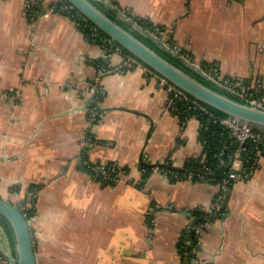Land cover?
<instances>
[{"label":"crops","instance_id":"1","mask_svg":"<svg viewBox=\"0 0 264 264\" xmlns=\"http://www.w3.org/2000/svg\"><path fill=\"white\" fill-rule=\"evenodd\" d=\"M111 1L264 100V0ZM34 2L0 0V196L30 204L34 186L37 263L264 264V158L226 190L208 175L223 159L205 174L187 168L206 156L198 117L177 113L169 86L143 64L102 74L100 60L124 62L121 49ZM87 160L120 165L121 180L96 179ZM156 162L185 170L146 165ZM225 193L227 213L208 220ZM5 250L0 264H10Z\"/></svg>","mask_w":264,"mask_h":264},{"label":"water","instance_id":"2","mask_svg":"<svg viewBox=\"0 0 264 264\" xmlns=\"http://www.w3.org/2000/svg\"><path fill=\"white\" fill-rule=\"evenodd\" d=\"M82 14L92 20L97 26L109 34L115 44L121 45L131 51L144 64L150 66L161 76L173 83L176 87L190 94L233 117L240 122L250 125L264 126V108L242 101L223 93L205 82L200 80L194 74H191L184 68L170 61L156 49L148 45L131 30L123 26L118 19L112 17L102 7L95 3V0H68ZM107 8L114 9L108 0H99ZM119 18L130 23L141 35L151 38L154 43L162 50L180 60L184 66L191 69L198 76L219 86V84L197 63L191 61L181 54L178 50L173 49V45H168L169 39H163L143 26L132 20L126 19V16L118 13ZM251 127V126H250ZM240 140H236L234 149L230 156V163L234 161L236 150L239 148ZM149 167L164 166L163 162L146 164ZM177 170L184 171L185 168L175 167ZM205 174V171H202ZM212 177L221 175L208 174ZM0 215L5 217L13 229L15 240L12 246L10 237L5 226L0 223V249L5 247V253L8 256L10 264H38L34 243V235L30 217L26 215L22 208L15 202L0 196ZM204 216V215H203ZM202 216V217H203Z\"/></svg>","mask_w":264,"mask_h":264},{"label":"trees","instance_id":"3","mask_svg":"<svg viewBox=\"0 0 264 264\" xmlns=\"http://www.w3.org/2000/svg\"><path fill=\"white\" fill-rule=\"evenodd\" d=\"M64 1H68V0H61L57 3L61 4ZM95 3L98 4L100 7H102L112 17L118 19V21L123 26H125L127 29L131 30L134 34H136L143 41H145L148 45H150L151 47L156 49L160 54H162L164 57H166L170 61H172L175 64H177L178 66L184 68L185 70H187L191 74H194L200 80L205 82L207 85H210L213 88H215V89H217L223 93H226L232 97H236L242 101H245L243 98H240V97L234 95L232 92H230L224 88H221L220 86H217V85L209 82L208 80H205L202 77L198 76L191 69L184 66L180 60L176 59L175 57L170 55L168 52L159 48L151 38H148V37L141 35L136 29L133 28V26L130 23L119 18L118 13L115 9L107 8L99 0H95ZM114 3L117 4L118 6H121L117 2H114ZM36 9H38L40 11L39 7H36ZM68 15H70L78 23L79 27L84 31L86 37L90 41L96 42L98 44H103V45L109 44V42L107 44V41L112 39L111 36L109 34H107L104 30H102L99 26H97L92 20H90L84 14H82L75 6H74V10ZM136 22L151 32L156 30V28H159V30H161V31L165 30V29H163V26H161L159 24H155L150 18H147V17H141V16L136 17ZM121 51L124 54L125 58L127 56H133V57L137 58L131 51L124 48L123 46H121ZM138 61L141 64H143L145 67H147L150 72L158 73L154 69H152L150 66L144 64L141 60L138 59ZM99 64H100L101 68H107V67L113 66L107 60H100ZM186 95L188 96V98L185 100H180L179 98H174L172 105H173L175 111H177V113H180L185 118H188L190 116L198 117V119L202 123L201 135H202V140L205 142V148H206L205 159L204 158L203 159L202 158L192 159L190 162L186 163V167L191 168V169L193 168L196 170L198 169V170L204 171L206 169V167L215 168L217 162L220 163V161L223 159V161H225L227 163V165H225L224 167L221 168V170H220L221 176L215 178L216 181L221 182L226 177L227 172L229 170V166H230L229 162H230V155H231L229 153V151L230 152L232 151L231 148H232V143L234 141V138L231 136L230 131L225 126L211 120L209 118V113H213L214 115L221 116V117H226L228 115L225 112H223V111H221V110H219V109H217V108H215V107H213V106H211V105H209V104H207L201 100H198L197 98H195L194 96H192L190 94L186 93ZM194 100H196L197 103H194L193 102ZM200 105L204 106L207 109L208 113H206L205 110H202ZM250 126L254 131L264 134V126H258V125H253V124ZM258 149L262 150L261 153L259 151V154H258ZM258 155H259V157L264 156V146L261 147V146L256 145L253 142H247L245 149L243 150L242 155H241V157L243 159H246L248 161L245 163L246 171L249 170V168H248L249 166H251L253 163H255V161H257ZM170 164L171 163H169V164L167 163V166L164 167L163 169H165L167 171H172L173 169L168 166ZM109 165H114V164L111 163ZM84 166H85V169H87L88 171L91 170L90 164H85ZM148 169H151V168H148ZM172 172H174V170ZM117 173H119L118 169H117V172H114L113 174L115 175ZM174 174H177V172L175 171L173 173V175ZM180 174H182V173H179V175ZM103 181L108 182V183H113L110 180H103ZM30 190L33 191L34 186H31ZM219 199L220 200L218 201V204H219L218 207L214 208L212 212H206V214L204 213V217H206V218L208 217V220L209 219L213 220V219H217V218H223L225 216V214L227 213V196H226V193L223 196H220ZM35 202H36L35 199L30 200V205H31L30 209H29L30 216H33L35 214V212H34L35 211ZM0 223L5 226L6 231L10 237L12 246H14L15 240H14V236H13V229L10 226V222L5 217L0 215ZM183 253H184V250H183ZM184 256H185V254H184Z\"/></svg>","mask_w":264,"mask_h":264},{"label":"built area","instance_id":"4","mask_svg":"<svg viewBox=\"0 0 264 264\" xmlns=\"http://www.w3.org/2000/svg\"><path fill=\"white\" fill-rule=\"evenodd\" d=\"M45 4V0H35L34 5L36 7L40 8V12H42V14L44 15H48L51 14L53 12H61V13H66V14H70L73 10H74V5L72 3H69L68 1H64L61 4L55 3L52 4L48 7L44 6ZM120 13V12H118ZM126 16V14L124 13H120ZM85 18V17H84ZM126 19H129L126 16ZM111 45H114V47L121 49V46L118 44H115L113 42V40H109ZM176 50H178L177 47H174ZM141 64L137 58L133 57V56H127L124 60V62L120 65H113L107 68H102V74L106 73V72H113V71H123L124 68L126 67H132L134 65H139ZM154 72V71H153ZM152 73V72H151ZM209 76H211L218 84L221 88H224L230 92H232L234 95L243 98L246 102L260 106L262 108H264V100L257 98L256 96H254L251 91L250 88H246L245 86H243L242 84H240V80L236 79V80H230V79H224V78H220L219 76H216L215 74H213L212 72H208ZM155 75H157L158 77H160V79L166 83L169 88L171 89L172 92H178V94L183 95L184 98H188V96L186 95V92H184L182 89L176 87L173 83H170L165 77L159 75L158 73H153ZM235 81V82H234ZM100 83L99 81L93 82L91 83V89L93 90L94 93H98L101 92L100 90ZM4 94V93H3ZM194 103H197L196 100L193 101ZM202 110H205L206 113H208L207 109L204 106H201ZM93 114L94 116L96 115H100L99 110L97 109V107L95 106L93 108ZM209 118L211 120H213L214 122L220 123L221 125L225 126L229 131L231 136L234 138V140H240V145H239V150H236V154H235V159L238 157V155L240 154V159H239V164L238 166H235L234 162L233 165L229 166V170L227 172L226 177L223 179V184H222V190H226L229 188V186H231L235 181L240 180V179H246L249 176H251L253 174V172L256 170V168L259 166V159L262 157L258 155L257 157V161H255V163H253L251 166H249V170L246 171L245 169V165H244V160L242 159L241 155L243 150L245 149L246 143L248 141H256L259 138L262 139V133L260 132H256L254 131L248 124L240 122L239 120L230 117V116H226V117H221V116H217L214 115L213 113H209ZM261 153V152H260ZM238 154V155H237ZM259 154V151H258ZM237 155V156H236ZM264 157V156H263ZM86 163L90 164V173H92V175L96 178V179H102V180H110L113 183H116L118 181L121 180L119 173L117 174H113L114 172H117L118 166L117 165H109V164H94L91 163L90 161H86ZM232 164V163H231ZM244 165V166H243ZM160 168V167H158ZM160 170H162L160 168ZM164 171V170H162ZM167 171V170H165ZM31 195H33V199H34V191L30 190ZM27 200L30 199L28 198ZM217 206L219 205L218 203L216 204ZM22 209H24L25 214H28V206L27 205H19ZM31 206V205H30ZM215 208V207H214ZM29 216V215H28Z\"/></svg>","mask_w":264,"mask_h":264},{"label":"rangeland","instance_id":"5","mask_svg":"<svg viewBox=\"0 0 264 264\" xmlns=\"http://www.w3.org/2000/svg\"><path fill=\"white\" fill-rule=\"evenodd\" d=\"M109 2H111L112 3V5H113V8L117 11V12H120V13H124V14H126V16L129 18V19H131L132 21H134V22H136V17H139V16H136L130 9H128L127 7H124V6H118L117 4H115L113 1H111V0H108ZM152 33H154V34H156V35H158V36H160V37H165V36H168V33H167V31H165V30H159V28H156V30H154ZM170 40V39H169ZM109 43H110V41H109ZM168 45L170 46V45H173L172 46V48L173 49H175L174 47H177L175 44H173L171 41H169L168 42ZM178 48V47H177ZM178 51L181 53V54H185V56L187 57V58H189L191 61H193V59H192V56L191 55H189L188 53H186L185 51H182V50H180L179 48H178ZM194 62V61H193ZM203 68V67H202ZM235 82V81H234ZM240 84H242V83H240ZM243 86H244V84H242ZM246 87V86H245ZM172 95L173 96H171L172 97V102H173V99L174 98H179L180 100H185L186 98H184L183 97V95H181V94H178V92L176 91L175 93L174 92H172ZM95 107V106H94ZM262 139H258V140H256V141H253V143H255L256 145H258V146H264V134H262ZM248 142H252V141H248ZM258 151H262L261 149H258ZM238 155V154H237ZM262 158H264V157H261L260 159H259V165H260V161H261V159ZM238 159V162H239V159H240V154L238 155V157L236 158V160ZM243 159V158H242ZM234 160H235V158H234ZM244 160V165H245V163L246 162H248L246 159H243ZM234 163H236V162H234ZM230 165H233V162H232V164H230ZM243 165V166H244ZM118 166V170H119V176H120V174H121V172H122V169H121V167H120V165H117ZM236 166V165H235ZM238 166V165H237ZM165 167V165L164 166H160V168L162 169V170H165V169H163ZM156 168H158V166H156ZM100 180V179H99ZM102 180V179H101ZM103 181V180H102ZM238 181V180H237ZM223 182V180L221 181V183ZM223 184V183H222ZM30 193V191H28V193H27V198H29L30 200H32L33 199V195H31V194H29ZM217 206V205H216ZM213 211V210H212ZM211 211V212H212ZM185 264H189L188 262L187 263H185Z\"/></svg>","mask_w":264,"mask_h":264},{"label":"flooded vegetation","instance_id":"6","mask_svg":"<svg viewBox=\"0 0 264 264\" xmlns=\"http://www.w3.org/2000/svg\"><path fill=\"white\" fill-rule=\"evenodd\" d=\"M118 13V12H117ZM206 72H207V70L205 69V68H203ZM236 141V140H235ZM26 199H28V198H26ZM28 202H29V200H27ZM25 205H27L29 208H28V214L27 215H29V217L31 218V216H30V213H29V209H30V204H28L27 202L25 203ZM23 210V212L25 213V211H24V209H22ZM6 229V228H5Z\"/></svg>","mask_w":264,"mask_h":264}]
</instances>
